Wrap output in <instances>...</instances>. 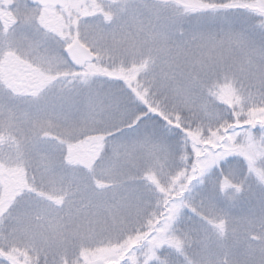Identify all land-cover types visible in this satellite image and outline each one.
I'll return each instance as SVG.
<instances>
[{"label":"snow or ice","instance_id":"1","mask_svg":"<svg viewBox=\"0 0 264 264\" xmlns=\"http://www.w3.org/2000/svg\"><path fill=\"white\" fill-rule=\"evenodd\" d=\"M0 264H264V0H0Z\"/></svg>","mask_w":264,"mask_h":264}]
</instances>
